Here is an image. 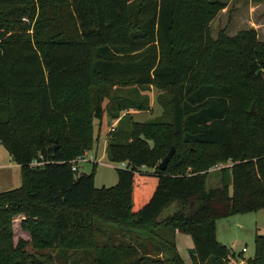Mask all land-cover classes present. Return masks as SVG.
I'll return each mask as SVG.
<instances>
[{"label":"trees","instance_id":"trees-1","mask_svg":"<svg viewBox=\"0 0 264 264\" xmlns=\"http://www.w3.org/2000/svg\"><path fill=\"white\" fill-rule=\"evenodd\" d=\"M49 4L0 0L1 26L35 16L32 35L0 41V144L21 178L0 192V264H48L51 252L58 264H186L178 236L190 238L189 264H228L216 220L264 208V40L253 27L213 38L219 0H72L63 14ZM149 86L162 114L134 121L127 111L150 108ZM104 112L117 120L105 156L127 167L97 188L72 161ZM217 163L231 165L207 188ZM17 214L30 239L13 243ZM245 264H264V235Z\"/></svg>","mask_w":264,"mask_h":264},{"label":"rangeland","instance_id":"rangeland-1","mask_svg":"<svg viewBox=\"0 0 264 264\" xmlns=\"http://www.w3.org/2000/svg\"><path fill=\"white\" fill-rule=\"evenodd\" d=\"M219 1L226 2L227 6L210 23L213 38H216L218 31L222 28H225L229 35H233L240 29L253 27L257 31L258 38L264 40V0ZM71 2L72 0H49L48 11L57 10L60 13L69 11ZM48 15L51 16L49 13ZM11 16L8 25H0V41L11 33H29L32 35L35 16L32 20L28 16L19 13ZM61 26L68 29V31H72L74 28L72 21L66 15L61 20ZM143 93H146L149 97L150 108L148 110L130 109L127 111L131 114L133 120L138 122L150 121L162 114V107L157 101L158 90L154 86H149ZM105 104L106 101H103L102 105L105 106ZM242 108L248 115L260 114V108L249 102V100L244 101ZM251 109L252 113H250ZM91 121L93 124V144L91 149L83 154L87 161L78 164V172L90 173L94 170L93 182L95 187L112 186L117 182V168H122V166L119 163L107 160L104 146L109 137L108 133L117 120L111 119L110 115L104 112L100 120L92 118ZM150 144L152 143L150 142ZM160 161L161 159L158 164ZM230 165V163H217L211 167L206 177V187L220 186L221 174L219 169ZM20 184V167L11 160L8 152L0 144V192L16 188ZM23 218L22 214L14 216L12 222L13 243H16L19 238L27 241L30 239L29 231L21 226ZM256 234L264 235V208L252 212L237 213L216 220V239L225 245L238 261L242 258L247 260L253 257ZM183 237L185 236H178L177 246L186 259V264H189L187 248L189 247L190 238L187 236V241ZM243 247L246 249L245 252L241 251ZM27 250L34 252L35 248L29 244ZM48 251L52 250L46 249L43 252ZM54 255L55 253L51 252L52 259L48 261V264H58V261L54 259Z\"/></svg>","mask_w":264,"mask_h":264},{"label":"built area","instance_id":"built-area-1","mask_svg":"<svg viewBox=\"0 0 264 264\" xmlns=\"http://www.w3.org/2000/svg\"><path fill=\"white\" fill-rule=\"evenodd\" d=\"M85 161H87V160L85 159L84 155L83 156H78L76 159H74L72 161V170H77L78 169V164L81 163V162H85ZM38 164H40V162H38L37 160H33L31 162V165H38ZM119 164H121L122 168H126L127 167V163L126 162L119 163ZM241 251L245 252L246 249L243 247ZM228 264H245V260L241 259V260L238 261L233 256H231Z\"/></svg>","mask_w":264,"mask_h":264},{"label":"water","instance_id":"water-1","mask_svg":"<svg viewBox=\"0 0 264 264\" xmlns=\"http://www.w3.org/2000/svg\"><path fill=\"white\" fill-rule=\"evenodd\" d=\"M250 113H252V109ZM173 153H174V146H170L169 150L167 151V153L164 155V157L161 159L160 163L158 164V168L160 170H165Z\"/></svg>","mask_w":264,"mask_h":264},{"label":"crops","instance_id":"crops-1","mask_svg":"<svg viewBox=\"0 0 264 264\" xmlns=\"http://www.w3.org/2000/svg\"><path fill=\"white\" fill-rule=\"evenodd\" d=\"M104 149H105V146H104ZM9 157H10V155H9ZM11 158V157H10ZM12 160V159H11Z\"/></svg>","mask_w":264,"mask_h":264}]
</instances>
